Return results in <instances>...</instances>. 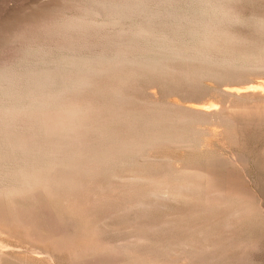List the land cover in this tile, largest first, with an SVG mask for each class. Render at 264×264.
<instances>
[{
	"label": "rangeland",
	"instance_id": "rangeland-1",
	"mask_svg": "<svg viewBox=\"0 0 264 264\" xmlns=\"http://www.w3.org/2000/svg\"><path fill=\"white\" fill-rule=\"evenodd\" d=\"M202 3L210 27L204 20L197 31L190 22ZM162 7L171 14L152 15ZM136 34L169 38L188 58L146 63ZM63 63L91 70L61 77L83 83L59 97L61 109L0 111V264H67L132 245L139 253L124 251L117 264H145L150 253L149 264H264V123L228 116L236 105L264 107V0H0V77L8 71L21 85L0 92V103L22 104L13 95ZM250 86L257 91L244 95ZM58 221L69 226L63 236ZM136 233L157 253L140 241L135 249Z\"/></svg>",
	"mask_w": 264,
	"mask_h": 264
},
{
	"label": "bare ground",
	"instance_id": "bare-ground-1",
	"mask_svg": "<svg viewBox=\"0 0 264 264\" xmlns=\"http://www.w3.org/2000/svg\"><path fill=\"white\" fill-rule=\"evenodd\" d=\"M107 3V2H106ZM109 3V2H108ZM116 3V2H115ZM121 4V3H120ZM135 4L136 3H134L133 4V6H135ZM185 4H186V2H185ZM203 4V5H202ZM201 5L203 6V8L204 7H207L208 5H206V3H202ZM103 5H105L104 3H103ZM138 5V4H137ZM142 5V4H141ZM205 5V6H204ZM105 6H108V7H110V9L109 10H111V9H115V11L118 9V7H119V5H117V4H106ZM143 6V5H142ZM202 6H201V8H200V6H198L199 8V11H198V9H197V7H196V13H194V11H193V13H194V15H195V17H198V18H192L191 19V24H195V27L193 28V29H197V31H198V28L201 30V28H203V27H205L204 25H206V22H207V20L206 19H204V20H206V21H204V20H202L203 18H205V16L207 15L206 13L208 12L206 9L208 8V7H210V6H208L207 8H202ZM221 6V5H220ZM125 7V6H124ZM128 7V6H127ZM136 7V6H135ZM135 7H133L132 9H131V6H130V9H128V11H130V12H133L132 10H134V12L136 11V10H138V7L139 6H137L136 8ZM147 7V6H146ZM213 7V6H212ZM129 8V7H128ZM143 8V7H142ZM160 8V7H159ZM163 8V7H162ZM172 8V7H171ZM136 9V10H135ZM141 9V8H140ZM148 9V8H147ZM164 9V8H163ZM169 9L170 8H168L167 7V9H164V10H162V9H160V10H162L161 12L159 11V12H157V11H155V12H157V13H155V12H153L152 10H150L151 11V13H152V15H155V16H159V15H163V14H167L168 12H169ZM173 9V8H172ZM203 9V10H202ZM215 9V7L213 8V10ZM221 9V8H220ZM124 10V9H123ZM122 10V12H124ZM217 10V9H216ZM127 11V10H126ZM127 11V12H128ZM139 11V10H138ZM145 11H146V9H145ZM150 11H147V12H149V14H151L150 13ZM177 11V10H176ZM110 12V11H109ZM118 12V11H117ZM120 12V11H119ZM133 12V13H134ZM137 12V11H136ZM181 12V11H180ZM217 12V11H216ZM225 12V11H224ZM126 13V12H125ZM170 13V12H169ZM177 13V12H176ZM215 13V12H214ZM111 14V13H110ZM121 14V13H120ZM119 14V15H120ZM129 14V13H128ZM127 14V17H129L130 15H128ZM132 14V13H131ZM171 14V13H170ZM170 14H167V15H170ZM114 15H116V14H114ZM123 15V14H122ZM192 14H190L189 16H191ZM181 16V15H180ZM115 18V17H114ZM117 18H118V16H117ZM189 18V17H188ZM187 18V19H188ZM208 18V17H207ZM215 19V18H214ZM231 19V18H230ZM115 20V19H114ZM212 20V19H211ZM188 21H190V20H188ZM192 21H193V23H192ZM203 21L205 22V24L203 23ZM185 22V21H184ZM180 23H181V21H180ZM199 23H201V24H204V25H201V24H199ZM81 24V23H80ZM90 24V23H89ZM196 24H199V26L201 25V26H203V27H197L196 28ZM208 25H206V29L208 28V27H210L209 25V23H207ZM75 25H76V23H75ZM86 25V24H85ZM92 26V25H91ZM194 26V25H193ZM78 27V26H77ZM87 27V26H86ZM89 27V26H88ZM74 28V27H73ZM83 28V27H82ZM214 28V27H213ZM67 29V28H66ZM87 29V28H86ZM90 29V28H89ZM206 29H204V30H206ZM209 29V28H208ZM207 29V30H208ZM76 30V29H75ZM83 30V29H82ZM191 31H192V35H190V37L191 36H193L194 37V34L196 33V32H193V30L191 29ZM138 32V31H137ZM143 32V31H142ZM141 33V32H140ZM151 33V32H150ZM199 34V33H198ZM198 34H195V38L197 37V35ZM134 35V34H133ZM136 35H138V36H140L141 37V35H139V34H136ZM154 35V34H153ZM165 35V34H164ZM200 35V34H199ZM203 35V34H202ZM135 36V35H134ZM138 36H136V37H133V38H136V40H138V39H141L140 37H138ZM143 36V35H142ZM148 36V35H147ZM119 37V36H118ZM131 37H132V35H131ZM138 37V38H137ZM145 37V39H146V45H147V50H149V52L148 51H146V54L147 53H149L147 56L148 57H146V56H142V57H146L145 58V60H146V63L148 62H150V63H155V62H161V61H166V60H172L173 58H178V57H187V54H183L184 53V51H183V53H181V52H179L178 50H176L175 51V49L173 48L172 49V46L170 45V43L171 44H173L174 42L172 41L171 42V40H170V42L168 41L169 40V38H168V40L165 38V37H161V36H159V37H156L155 39L153 38L152 39V37H150V35H149V38H151V39H148V38H146V35L144 36ZM143 37V38H144ZM132 38V40L134 41L135 39H133ZM142 38V39H143ZM192 38V37H191ZM190 38V39H191ZM197 38H199V36L197 37ZM141 39V40H142ZM192 39H194V38H192ZM191 39V40H192ZM201 39V38H200ZM135 40V41H136ZM196 41H197V39H195ZM138 41H140V40H138ZM137 41V42H138ZM145 41V40H144ZM193 41V40H192ZM151 44V45H150ZM175 45V44H174ZM187 45V44H186ZM182 46V45H181ZM185 48V47H184ZM136 50V49H135ZM186 52V51H185ZM13 53V52H12ZM118 54V53H117ZM200 54V56L202 57L203 55H201L202 53H199ZM190 55H192V54H190ZM194 55H195V57H194ZM194 55H193V57L192 58H194V59H196V58H198L199 56H198V54L196 55L195 53H194ZM117 56H119V55H117ZM198 56V57H197ZM104 57V56H103ZM141 57V58H142ZM190 57V56H189ZM201 57H199L198 59H201ZM125 58V57H124ZM188 58V57H187ZM108 59V58H107ZM120 59V58H119ZM121 59H123V58H121ZM140 59V58H139ZM143 59V58H142ZM111 60V59H110ZM109 60V61H110ZM118 60V59H117ZM124 60V59H123ZM145 60L143 59V61L145 62ZM150 60V61H149ZM174 60V59H173ZM202 60H204V61H209V63H210V61H212L211 59H210V57L208 58L207 57V55L206 56H203L202 57ZM136 61V60H135ZM151 61H155V62H151ZM213 62V61H212ZM211 62V63H212ZM29 67V66H28ZM31 68V67H30ZM91 65H84V66H76V65H73V64H67V63H63V64H61V65H59L58 66V70L59 71H57V73H51V74H49V75H41V77L39 78L38 77V75L36 76L38 79L36 80V78H34V79H32V81L33 80H35L34 82H32L33 84L31 85V82H30V85L29 84H26V85H28L27 86V90H29L28 91V95H25V97L23 96L24 94H23V92H24V90H22V88H21V91H22V93H20L24 98H22V96H21V98L19 97V95H18V93H17V96L15 95V97H14V95H13V98H17V101H22V104L19 102H16V104L15 103H13V104H10L9 103V101H7L9 104L8 105H6V104H4L3 102L2 103H0V111L2 112L3 111V113L6 115V117H8V118H11L12 117V115H14L15 113H16V111L17 110H19L20 111V108H22V110H24V108H26V110H24V112H26L27 111V109L29 110V109H33L32 111H34L35 110V112H37V110L39 111H41V110H43L44 112H45V109H49L50 107H52V109H53V107H57L58 106V108L57 109H61V108H59V106L60 107H62L61 105H60V102L59 101H57L58 99L59 100H61V98H59L60 96H62V94H64V93H66V92H68V91H71V90H73L74 88H77V86L78 87H80L81 85H83V83L82 82H80L78 79H77V81L78 82H71V83H69V81L67 82V81H63L62 79L63 78H61V77H64V75L65 74H67V75H69V73L70 72H73V71H75V70H80V71H90L91 69ZM92 68H93V66H92ZM41 69V68H40ZM55 69V68H54ZM27 70V69H26ZM51 71V70H50ZM8 71H6V72H2V73H6L7 74V76H6V74H3L2 75V79H1V77H0V92H5V89H6V91L8 92V91H10V90H8L7 88L8 87H14V86H16L17 87V85L19 86L20 84L18 83V81L16 80V79H14V78H12L13 76H11V77H8V75H10V73L8 72ZM32 72H33V70H32ZM39 72V71H38ZM45 72V71H44ZM31 73V72H30ZM33 73H35V71L33 72ZM50 73V72H49ZM12 74V73H11ZM32 74V73H31ZM4 75L6 76V77H4ZM30 75V74H29ZM33 75V74H32ZM34 75H36V74H34ZM33 75V76H34ZM65 77H66V75H65ZM31 78V77H30ZM29 78V79H30ZM69 78H70V75H69ZM65 79V78H64ZM67 79V78H66ZM67 80H70V79H67ZM76 81V80H75ZM85 81V80H84ZM28 83V82H27ZM84 83H86V82H84ZM22 84V83H21ZM26 85H25V87H26ZM85 85V84H84ZM21 86V85H20ZM20 86H19V88H20ZM23 86V85H22ZM86 86V85H85ZM254 87V86H253ZM253 87H251L250 86V88L248 89V88H245L246 90H245V94L244 95H249V94H253V93H255L257 90L255 89V88H253ZM262 88V87H261ZM12 89V88H11ZM14 89V88H13ZM17 89H18V87H17ZM17 89H16V91H17ZM25 89V88H24ZM25 89V90H26ZM78 89H80V88H78ZM2 90V91H1ZM26 90V91H27ZM226 90V89H225ZM239 90V89H238ZM238 90H235V89H229V90H226V91H228V92H231V93H236V94H238V96L240 95V92H242V91H244V90H242V91H238ZM262 90H263V88H262ZM20 91V90H19ZM3 92V93H4ZM51 92H53V94L52 95H46V94H48V93H51ZM264 92V91H263ZM2 93V94H3ZM9 93V92H8ZM16 93V92H15ZM25 93V92H24ZM27 93V92H26ZM25 93V94H26ZM7 94V93H6ZM12 94V93H11ZM8 95V94H7ZM6 95V96H7ZM227 95V94H226ZM3 96H5V95H3ZM10 97H12V95L11 96H9V98ZM8 98V97H7ZM13 98H11L12 100H13ZM57 98V99H56ZM10 99V100H11ZM8 100V99H7ZM11 100V101H12ZM23 102H26V103H23ZM59 102V105H57V103ZM231 102V101H230ZM24 104V105H23ZM234 104V103H233ZM236 104V103H235ZM234 104V105H235ZM238 104V103H237ZM244 104H246V103H244ZM250 105V104H249ZM228 107V106H227ZM54 108V109H55ZM229 109V117H230V120L232 119L233 121H237L238 123L240 122L241 123V125H242V123H246V126H247V123H252L253 125H255V124H262V123H264V107L263 106H258V105H251V106H248L247 104L246 105H236V106H233V107H230V108H228ZM21 110V111H22ZM50 110V109H49ZM29 111H31V110H29ZM28 112V111H27ZM75 112V111H74ZM21 113V112H20ZM23 113V112H22ZM29 113H32V112H29ZM40 113H42V112H40ZM68 113V112H67ZM1 114V113H0ZM16 114H18V111H17V113ZM24 114V113H23ZM22 114V115H23ZM75 114V113H74ZM70 115V114H69ZM214 115V114H213ZM71 116V115H70ZM50 117V116H49ZM214 117V116H213ZM7 119V118H6ZM5 119V120H6ZM34 119V118H33ZM10 120V119H9ZM231 120V121H232ZM19 122V121H18ZM237 122H235V124L237 123ZM10 123V122H9ZM58 124V123H57ZM1 125H2V123H1ZM238 125V124H237ZM241 125H239V126H241ZM249 125V124H248ZM45 126V125H44ZM61 126V125H60ZM60 126H59V128H60ZM64 126V125H63ZM67 126V125H66ZM66 126H64V127H66ZM48 127V126H47ZM63 127V128H64ZM71 127V126H70ZM76 127V126H75ZM69 128V127H68ZM255 128H256V126H255ZM12 128H10V130H11ZM15 129V128H14ZM47 129V128H46ZM45 129V130H46ZM71 128H69V129H65L66 130V132L64 131H62V128H60L59 130H61V132H63L64 134L65 133H70L71 131H72V129L70 130ZM74 129V128H73ZM260 129V128H259ZM33 130V129H32ZM64 130V129H63ZM67 130L68 131H70V132H67ZM74 130H76V128L74 129ZM91 131V130H90ZM72 132H74V131H72ZM71 132V133H72ZM50 133V132H49ZM42 134V133H41ZM51 134V133H50ZM61 134V133H60ZM99 134V133H98ZM52 135V134H51ZM50 135V136H51ZM74 135V134H73ZM53 136V135H52ZM78 136V135H77ZM77 138V137H76ZM75 140H77V139H75ZM85 140V139H84ZM84 143H86V142H84ZM64 144V143H63ZM72 144H73V142H72ZM61 145V144H60ZM85 145V144H84ZM20 146V145H19ZM61 148V147H60ZM25 149V148H24ZM20 151V150H17V149H15L14 148V151ZM63 150V147H62V149H61V151ZM22 151V150H21ZM195 151V150H194ZM29 152V151H28ZM228 152V151H227ZM12 154V153H11ZM51 155V154H50ZM54 155V154H53ZM52 155V156H53ZM239 155V154H238ZM24 156V155H23ZM28 157V156H27ZM24 158V157H23ZM215 159V158H214ZM213 159V160H214ZM238 159V158H237ZM171 161V160H170ZM211 161V160H210ZM34 162V161H33ZM48 162V161H47ZM32 163V162H31ZM230 163H232V162H230ZM29 165V164H28ZM213 165H215L216 167H224L225 165H226V162L224 161V160H215V161H213ZM236 165V164H235ZM213 167V166H212ZM211 167V168H212ZM227 167H228V165H227ZM207 168H208V165H207ZM217 169H219V168H217ZM181 172V171H180ZM207 173H208V171H207ZM228 176V175H227ZM222 177V176H221ZM187 183H188V181H187ZM187 183H185V184H187ZM25 184V183H24ZM198 185V184H197ZM196 185V186H197ZM207 185V184H206ZM193 186H195V184L193 185ZM193 186H188L187 185V188L189 189V190H197V188H198V186H197V188L196 187H193ZM199 186H200V184H199ZM186 187V186H185ZM196 188V189H195ZM201 188H202V186H201ZM205 190H206V187L204 186L203 187ZM202 188V189H203ZM19 189V188H18ZM198 189H200V187L198 188ZM202 189H200V190H202ZM204 189L202 190V191H204ZM20 190V189H19ZM200 190H197V191H199L200 192ZM202 191H201V193H202ZM213 191V197L215 196V198H213V199H219L218 197H221L222 196V194H221V190H219V189H213L212 190ZM193 192H195V191H193ZM187 193H190V192H187ZM204 193V192H203ZM207 193V192H206ZM155 194V193H154ZM168 194V193H167ZM205 194V193H204ZM158 196H159V193H158ZM158 196H154V197H157L158 198ZM162 197V196H161ZM163 198V197H162ZM206 198V197H205ZM207 198H209V197H207ZM166 199H168V197L166 198ZM221 199V198H220ZM224 199V198H223ZM174 202V201H173ZM165 205V204H164ZM143 207V206H142ZM135 209V208H134ZM133 209V210H134ZM139 209H141V207H139ZM2 210V209H1ZM0 210V218H5V213L3 212V211H1ZM241 210V209H240ZM147 211V210H146ZM140 212V211H139ZM33 213V212H32ZM130 213H131V211H130ZM129 213V214H130ZM128 214V215H129ZM234 214V213H233ZM241 214V213H240ZM239 215V214H238ZM135 216H137V215H135ZM241 216V215H240ZM32 217V216H31ZM239 217V216H238ZM46 218V217H45ZM135 218V217H134ZM256 218V217H255ZM112 219V218H111ZM126 219V218H125ZM144 219H145V217H144ZM57 220V219H56ZM116 220H117V217H116ZM130 220V219H129ZM128 220V221H129ZM131 220H133V219H131ZM236 220H237V218H236ZM24 221V220H23ZM33 221H35V222H37L36 224L37 225H39L40 227H42V225H44V221H43V218H41V216L40 215H38V214H36V215H33V217H32V223H34ZM111 221V220H110ZM231 221V220H230ZM240 221V220H239ZM54 222V221H53ZM139 222H142L141 220L139 221ZM145 222V221H144ZM232 222V221H231ZM114 223V222H113ZM122 223V222H121ZM121 223H119V224H121ZM134 223H136V221L134 222ZM128 224V223H127ZM131 224V223H130ZM132 224H133V221H132ZM131 224V225H132ZM137 224H138V222H137ZM229 225H230V223H228ZM113 225V224H112ZM111 225V226H112ZM126 225V224H125ZM125 225H123V226H125ZM128 226L130 229H132V227H134V225H132V226ZM36 226V225H35ZM38 226V227H39ZM123 226H122V228H123ZM139 226V225H138ZM137 226V227H138ZM53 227V231L55 232V234H62V236H63V233H66V232H68V227L69 226H63V223H60L59 221H58V223H54V225L52 226ZM116 228H117V226H115ZM112 228H113V226H112ZM233 228V227H232ZM115 229V228H114ZM135 229V228H134ZM134 229H133V231H134ZM158 229V228H157ZM123 230H125V229H123ZM152 230H155L156 231V228L155 229H152ZM71 231V230H70ZM69 231V232H70ZM127 231V230H126ZM115 232V231H114ZM125 232V231H124ZM128 233H130V232H128ZM127 233V234H128ZM141 233V232H140ZM151 233V232H150ZM159 233V232H158ZM68 234V233H67ZM66 234V235H67ZM115 234H117V233H115ZM119 234H123L122 232H119ZM125 234V233H124ZM142 234H143V231H142ZM142 234H141V236H142ZM238 234V233H237ZM39 235V234H38ZM65 235V234H64ZM134 234H132L131 236H129L130 237V239H131V237L133 236ZM137 235H138V233H136L135 234V236L136 237H132V239L131 240H134L133 242H135V240L136 241H140L141 242V244H142V241H144L145 239L148 241V240H150V239H148L147 237H145L146 235L145 234H143V236H142V238H145L144 240L143 239H140V235H138L139 237H137ZM160 235V234H159ZM157 236V235H156ZM128 237V238H129ZM128 238H126V241H127V243H126V241L124 242V243H126V244H124L123 242H121V245H122V247L125 245V246H127V247H130L129 245V243H128ZM140 239V240H137V239ZM130 239H129V241H130ZM142 240V241H141ZM114 241V240H113ZM146 241V242H147ZM153 241V240H152ZM152 241H148V243L149 244H151V242ZM157 241V240H156ZM140 242H139V246L138 247H135V249H137V248H140ZM145 242V243H146ZM170 242V241H169ZM184 242V241H183ZM148 243H146L147 245H145V246H147V248L144 246V244H142V246H141V248H143L144 247V251H145V249H146V251H147V249L149 248V245H148ZM152 243H154V241L152 242ZM157 243V242H156ZM159 243V242H158ZM161 243V242H160ZM115 244H119L118 242L117 243H115ZM128 244V245H127ZM133 243H132V241H131V245H132ZM177 244V243H176ZM176 244H175V246H176ZM188 242H186V245L188 246ZM99 245H100V243H99ZM99 245H98V247H99ZM102 245V244H101ZM100 245V246H101ZM135 245H138V244H135L134 243V246ZM158 244H156V246H157ZM181 245V248L183 247V246H185V245H182V244H180ZM90 246V245H89ZM88 246V247H89ZM96 246V245H95ZM153 246V248H154V250L153 251H155V253H157V251H156V249L157 248H155V246H154V244L152 245ZM151 246V247H152ZM161 246H163V248H165V246H167V245H163V243L161 244ZM175 246H172V247H175ZM179 246V245H178ZM177 246V247H178ZM192 246V245H191ZM91 247H94V246H92V244H91ZM90 247V248H91ZM102 247V246H101ZM100 247V248H101ZM105 247V246H104ZM104 247H102L101 248V250H103L104 251ZM121 247V246H120ZM150 247V248H151ZM177 247H175V248H177ZM186 247V246H185ZM184 247V248H185ZM81 248H82V246H81ZM96 248V247H95ZM109 249H111L110 247H108ZM108 248H106L105 247V251L107 252H101L102 254H99V252H98V254H94L91 250H88L87 249V247L85 248L86 250H88V252L87 251H83L84 252V254L87 252V253H89L90 251H91V253H89V254H85L84 256H80V257H77V258H74V261L72 260L71 262L70 261H68V263H71V264H117V263H119V262H122V261H124V259H125V254L127 253V251H125V247H124V251L126 252V253H124V251H123V248L121 249V248H119L118 250H116V251H114V252H110L109 253V251H107L108 250ZM131 248L132 249H134V247H133V245L131 246ZM130 248V249H131ZM149 248V249H150ZM158 248H159V246H158ZM175 248H171L170 249V247H169V249L170 250H172V249H175ZM184 248H183V250H184ZM187 248H190L189 246L187 247ZM193 248L194 247H192V249H189V250H193ZM214 248V247H213ZM212 248V250H214ZM129 248L127 249V250H129V251H131V253H137L138 252V250H137V252H135L134 250V252H132V249L130 250ZM160 249V248H159ZM166 249V248H165ZM178 249H179V247H178ZM211 249V247L210 248H207V249H205L204 248V252H202L203 253V255L204 254H206V253H208V252H210L209 250ZM98 251L100 250L99 248L97 249ZM112 250V249H111ZM139 250H142V249H139ZM142 250V251H143ZM161 250V249H160ZM176 250V249H175ZM187 250V249H186ZM206 250H207V252H206ZM48 251V250H47ZM150 251V250H149ZM148 251V252H149ZM152 251V249H151V251L150 252H152V254L154 253ZM159 251V250H158ZM165 252H166V250H164ZM173 251V250H172ZM218 251V250H217ZM44 252V251H43ZM81 252V251H80ZM96 252V251H95ZM148 252H146L147 254H145V255H148ZM149 252V253H150ZM164 252V253H165ZM48 253H49V251H48ZM51 253V252H50ZM128 253H130V252H128ZM127 253V254H128ZM131 253L129 254V256H131ZM139 253V252H138ZM137 253V254H138ZM142 253H144V252H142ZM154 253V254H155ZM159 253H161V251H159ZM164 253H162L163 255H164ZM196 252H194V254H195ZM200 253V252H199ZM198 253V254H199ZM41 254H42V252H41ZM77 254V253H76ZM151 254V253H150ZM149 254V255H150ZM212 254H214L213 252H212ZM147 256V257H149V261H150V256ZM157 254H155V256H156ZM200 255H201V253H200ZM207 255V254H206ZM209 255H210V253H209ZM208 255V256H209ZM215 256H216V254H214ZM50 256H52V255H50ZM76 256V255H75ZM75 256H73V257H75ZM113 256H118V259H120V260H115L114 258H113ZM129 256H127V258L129 257ZM136 256V255H135ZM161 257H163L162 255H160ZM159 256V254H158V257H160ZM205 256V255H204ZM213 256V255H212ZM215 256H213L214 258H215ZM143 257H144V255H143ZM142 257V258H143ZM154 257V256H153ZM157 257V256H156ZM160 257V258H161ZM207 257V256H206ZM216 257H218L219 258V256L217 255ZM51 258V257H50ZM72 258V257H71ZM159 258V259H160ZM218 258H216V259H218ZM157 259V258H156ZM156 259H153V260H156ZM203 259V258H202ZM142 260H144V259H142ZM158 260V259H157ZM156 260V261H157ZM215 260V259H214ZM139 261H141V260H139ZM146 263H148L149 261H148V259L147 260H144ZM161 261H162V259H161ZM161 261H159L160 262V264H162L161 263ZM130 262V261H129ZM150 262H152V261H150ZM67 263V262H66ZM67 263V264H68ZM131 263V262H130ZM142 263V262H141ZM145 263V264H146ZM149 264V263H148ZM151 264V263H150ZM155 264V263H154ZM157 264H158V261H157Z\"/></svg>",
	"mask_w": 264,
	"mask_h": 264
}]
</instances>
